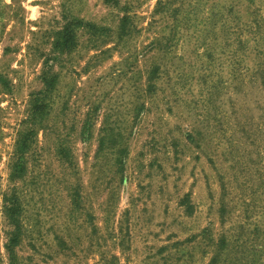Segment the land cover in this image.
Listing matches in <instances>:
<instances>
[{
	"label": "rangeland",
	"instance_id": "rangeland-1",
	"mask_svg": "<svg viewBox=\"0 0 264 264\" xmlns=\"http://www.w3.org/2000/svg\"><path fill=\"white\" fill-rule=\"evenodd\" d=\"M261 67L264 0H0V264H264Z\"/></svg>",
	"mask_w": 264,
	"mask_h": 264
},
{
	"label": "trees",
	"instance_id": "trees-1",
	"mask_svg": "<svg viewBox=\"0 0 264 264\" xmlns=\"http://www.w3.org/2000/svg\"><path fill=\"white\" fill-rule=\"evenodd\" d=\"M105 1L111 2L113 0H105ZM79 26H82V22L77 20H71L65 25L62 32L58 35L56 42L54 43L53 49L55 53L65 54L73 50V48L76 45L74 29ZM260 69L264 70V68L262 67ZM50 71H51L50 66H47L41 76V82L43 83V85L45 86L48 92H50L53 89L56 83V77ZM263 83H264V78H263ZM30 135H32V132L24 134L22 136V139L19 141L17 151L20 154V156H23L28 148ZM22 171H23L22 168L19 167L16 168V172L22 173ZM20 209L21 207L19 205L17 198L12 197L11 201L9 202V206L6 208V214L10 220V223L14 226V231L11 234L9 243L6 246V250L9 253L12 260H14L13 250L18 245V241L20 237V226L18 223V215L20 213Z\"/></svg>",
	"mask_w": 264,
	"mask_h": 264
}]
</instances>
